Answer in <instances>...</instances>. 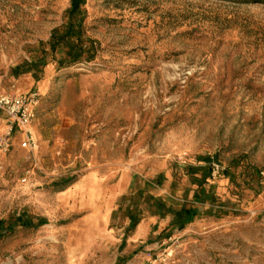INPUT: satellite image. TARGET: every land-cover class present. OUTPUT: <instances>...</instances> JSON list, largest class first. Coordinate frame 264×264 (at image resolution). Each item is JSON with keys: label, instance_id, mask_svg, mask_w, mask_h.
<instances>
[{"label": "rangeland", "instance_id": "obj_1", "mask_svg": "<svg viewBox=\"0 0 264 264\" xmlns=\"http://www.w3.org/2000/svg\"><path fill=\"white\" fill-rule=\"evenodd\" d=\"M83 1L68 63L71 0H0V93L38 97L0 151V220L36 227L0 264H264V0ZM147 196L197 215L175 229Z\"/></svg>", "mask_w": 264, "mask_h": 264}, {"label": "trees", "instance_id": "obj_2", "mask_svg": "<svg viewBox=\"0 0 264 264\" xmlns=\"http://www.w3.org/2000/svg\"><path fill=\"white\" fill-rule=\"evenodd\" d=\"M83 0H71V6L67 11L68 21L63 26L62 33H59L58 30L54 31L51 35L50 40V50L54 52L56 49L61 47H66L67 51L65 52V59L68 63L76 62L82 54V47L79 45L78 40L81 38V24L82 17L80 12V7L83 5ZM80 18V19H78ZM78 19V20H77ZM35 65L39 64L42 67L44 63L37 62ZM34 64H32L34 66ZM208 160V159H205ZM202 174L200 178H197L195 175L200 169L194 167H187V175L191 178L193 185L197 186L193 194V203H204V192L203 184L206 183L207 179L211 177L212 169L208 165L202 167ZM161 177H159L160 179ZM150 185V184H149ZM145 203L149 213L153 216H158L164 218L165 216H171L172 220L170 226L175 229H183L185 225L191 223L197 215V210L194 208H186L181 206L180 209L174 210L172 207L167 206L166 202L159 197L147 196L145 198ZM129 227L128 230H133L136 225L139 223L140 218H138L133 213H128ZM32 227L33 229L36 226L31 224V219L26 218L24 214H19L18 216L11 217L9 220H0V240L13 234L18 227Z\"/></svg>", "mask_w": 264, "mask_h": 264}, {"label": "built area", "instance_id": "obj_3", "mask_svg": "<svg viewBox=\"0 0 264 264\" xmlns=\"http://www.w3.org/2000/svg\"><path fill=\"white\" fill-rule=\"evenodd\" d=\"M36 93L26 95H6L0 93V113L7 119L6 129L0 132V151L6 152L15 128L23 130L27 140L32 141L31 132L27 129L34 118L37 105ZM33 144V142H31Z\"/></svg>", "mask_w": 264, "mask_h": 264}, {"label": "crops", "instance_id": "obj_4", "mask_svg": "<svg viewBox=\"0 0 264 264\" xmlns=\"http://www.w3.org/2000/svg\"><path fill=\"white\" fill-rule=\"evenodd\" d=\"M1 116H3V115H1ZM3 123H4V121H3ZM32 129H33V131H34V133H35V135H40V133H39V128L37 127V125H35V123L33 124V126H32ZM87 181H84V182H82L81 183V186L82 185H84L85 186V184H87L86 183ZM80 186V185H79ZM153 216V215H152ZM166 217V216H165ZM140 222V221H139ZM138 225V224H137ZM136 225V226H137ZM135 229V228H134ZM141 229H142V225L139 227V229L137 230V233H136V235L138 236L139 235V233L141 232Z\"/></svg>", "mask_w": 264, "mask_h": 264}]
</instances>
